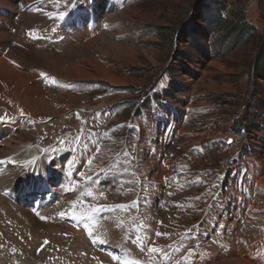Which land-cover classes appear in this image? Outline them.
Returning a JSON list of instances; mask_svg holds the SVG:
<instances>
[{"label": "rangeland", "instance_id": "rangeland-1", "mask_svg": "<svg viewBox=\"0 0 264 264\" xmlns=\"http://www.w3.org/2000/svg\"><path fill=\"white\" fill-rule=\"evenodd\" d=\"M89 6L100 12L89 10L99 25L93 37L103 29L108 35L103 42L92 40L86 51L96 63L82 65L86 60L73 51L89 39L84 33L54 53L63 71L80 63L90 77L73 71L72 80L49 67L43 73L50 84L28 83L40 92L34 98L10 85L2 88L8 83L0 79V97L7 103L0 102V118L23 122L35 144H50L45 152L51 157L56 147L73 143L76 151L77 144L83 146L80 156L91 157L94 165L114 169L121 161L135 180V213L121 222L113 215L101 221L111 235L119 223L148 224L144 241L148 249L161 250L150 254L157 264H184L196 248L207 256L203 241L209 233L214 238L208 249L219 257L216 242L234 244L244 220L242 233L253 224L264 237V0H0V16L30 32L53 33L54 28L32 26L31 17L42 10L41 17L57 18ZM34 64L24 66L39 70ZM116 184L113 179L103 185L117 190ZM122 197L131 202L124 190ZM165 220L171 233L159 240L154 231L164 232ZM14 229L19 241L0 230V264L42 263L45 254L38 252L35 236ZM116 236L124 242L123 232ZM73 249L54 252L51 264H104L99 253L79 259ZM144 258L139 260L149 264Z\"/></svg>", "mask_w": 264, "mask_h": 264}, {"label": "bare ground", "instance_id": "bare-ground-1", "mask_svg": "<svg viewBox=\"0 0 264 264\" xmlns=\"http://www.w3.org/2000/svg\"><path fill=\"white\" fill-rule=\"evenodd\" d=\"M100 2L102 0H99ZM55 2V1H53ZM58 2V1H56ZM107 3V1L105 2ZM43 4V3H42ZM106 7V6H104ZM83 11V10H82ZM96 13L99 12V10H94ZM41 12L40 11V16L36 17H31L27 16L28 18L31 17L30 23L32 26H43V28H54L58 32L62 29L63 24L65 26H69V28L74 29L73 32L70 34H76V25L74 24V21H79L80 18L76 13H73L70 15L65 23L59 19V17H41ZM103 13H105L103 11ZM29 14V13H28ZM100 14V12H99ZM3 16H0V79L2 80L3 78L6 80L7 85L2 86V88L8 87L9 85L13 87L16 91H22V93L26 94L27 97L34 98L38 97L40 95V92L35 90L33 86H28V83L30 82L31 84L38 83L39 78H43L45 72L49 67H52L54 71H58L62 73H67L69 74L70 78L73 80L75 77L73 76V71L80 72V75L82 74V77L85 79H88L90 77V74L86 72V70L83 68L82 65H85V63H96L94 58H90L87 56L86 51L88 50L89 45L91 44V41L100 38V40L103 42V38L106 37L107 34H105L104 31L101 30V34L98 36H95L93 38L87 39L85 42H83L82 47L79 48H74L73 51H76L78 55H81L84 60L82 62V65L78 63L77 65H68L66 68L64 67V71L62 70V60L59 55L54 53L55 48L57 49L60 47H53L54 42L50 41L49 42L46 39H41L38 43L39 46H34V45H22L20 44L22 41L27 40L28 36L24 34L23 30H27L28 26H25L24 28L21 27L20 25H13L12 23L10 24L7 20L2 19ZM26 17V18H27ZM96 17V16H95ZM77 18V19H76ZM87 18V17H86ZM22 19V17H21ZM97 19V18H96ZM24 20L25 16H24ZM42 20L48 21V24L45 23ZM114 20V19H113ZM29 21V20H28ZM27 21V22H28ZM25 22V23H27ZM73 22V24H71ZM86 22L88 20L86 19ZM10 24V25H9ZM47 24V25H46ZM85 24V23H84ZM114 24V23H113ZM8 31H13L16 33V35H10L6 34L5 32ZM109 30V29H108ZM68 33V31H67ZM108 33V32H107ZM111 33V32H110ZM83 32H80L77 34L80 37ZM111 35V34H110ZM108 36V35H107ZM17 38V41H16ZM12 41L8 43H5V41ZM15 40V41H14ZM19 44V45H18ZM66 44L69 43H65ZM24 46V48H23ZM27 48V51L24 49ZM112 50H114V53H117L114 46L111 45ZM73 47L71 48V50ZM2 53V55H1ZM84 53L86 55H84ZM64 57V56H63ZM24 61V62H23ZM38 62L36 67H40L39 70H34L33 68H26L25 62ZM64 61H68V58L65 57ZM23 64L24 71L21 72L19 71L20 65L18 63ZM71 62V61H69ZM68 64V63H67ZM81 65V66H80ZM70 66V67H69ZM80 66V67H79ZM22 68V69H23ZM33 70V71H31ZM42 72V73H41ZM33 74V75H32ZM63 75V74H62ZM63 77V76H61ZM3 81V80H2ZM112 83H117L115 79H111ZM76 83V82H75ZM8 89V88H7ZM5 89V92H8V90ZM5 96V95H4ZM1 98V97H0ZM3 98V97H2ZM0 99L2 105H6L7 103L3 101V99ZM105 103V102H104ZM102 103V104H104ZM102 108V107H101ZM16 114V113H14ZM1 117V116H0ZM4 119V118H3ZM0 129L2 125H4L6 128L5 130L9 129V131H5V134L2 135V143L0 146V166L2 167L5 166V169L7 172L5 174H0V189L7 187L8 189H11L10 183H12L13 178L17 177L19 178V181L26 178H39L41 184L39 187V191L42 193L44 185L46 189L50 192V194L54 195V201L49 204V206L45 209L48 210V212L45 214L40 213V215L47 216L48 221H40V220H34L32 216L30 215L29 212H27L25 209H21L18 206L12 205L8 203L5 199L0 197V230L4 231V233L11 238V240H17L15 239L14 234L12 233V229L15 228L13 231L15 232L18 227L20 228L21 231H25L27 233V230L29 231L31 237L34 235L36 241V246L40 245V241L42 240V243L44 244V241H48V243L52 244V248L55 250L58 249V252L63 251V248L67 247V250H70V247H74L75 250V255L78 256L79 259H82V254H85L86 256L90 252V244L88 241H84L83 238H76L77 241H72V242H67V244L64 246L66 241L69 238V235H76L75 233V227L73 228V225H77V220L75 217L72 216L73 213V196L77 192V187L73 183V177L75 176L76 169H72L71 172L68 174V182L66 183L64 180V176L59 172V167L60 165L57 164H52L48 162V154L45 152V147H49V145H44L41 146L39 144H35V141L32 140L34 133L29 131V128L27 126H23L22 123L16 122V120H12L10 122H7L6 120H0ZM12 129H14L12 135ZM9 135L8 139H6V135ZM39 142V139H37ZM18 146V147H17ZM13 148H18L19 152L13 151ZM61 160H66L65 156H62ZM2 169V168H1ZM105 173H101L99 177L96 180L91 181L90 183H85V186H89L90 191L95 195V191L98 189L99 180H106V177H100V176H105ZM20 177H23L22 179ZM111 178V176L109 177ZM118 179L121 178V176L116 177ZM38 180V181H39ZM18 181V182H19ZM22 188L24 185H28L27 181L22 180L17 184ZM63 186V187H62ZM62 187V191H61ZM93 188V190L91 189ZM18 189V187L16 188ZM26 192L29 191V188L26 187ZM120 190H123V186L119 187ZM118 189V190H119ZM79 190H82V187H80ZM60 191L62 194V198L59 197ZM134 190L131 188V192ZM25 192V193H26ZM111 192L109 188H107L106 193ZM61 196V195H60ZM118 196V195H117ZM116 200L119 199L120 197H115ZM28 200V198H26ZM23 201V200H22ZM24 202V201H23ZM182 208L181 206H179ZM63 213V215H61ZM70 219V220H69ZM54 221V222H53ZM29 225L26 227V225ZM33 224L34 227H30ZM163 224L167 225V229L164 231L167 234H170L171 231L169 230L171 228V224L168 223V221L165 220ZM169 224V225H168ZM248 225V222L246 220L243 221L242 226L240 227L239 233L240 235L238 238L233 237L235 239L234 244L230 245L229 243H218L216 242V245L219 247V250L217 251L220 256L219 257H212V254L209 251V247L213 242L214 236L211 235L210 233L205 235L207 236V241L204 240L203 244L205 245L206 250H208L207 256H205L200 248L195 249L193 252V255L191 256L192 252H188V257L183 259L184 264H202V263H207V264H264V242L258 240L263 239L264 237L261 236V231L259 230L258 225H253L251 224L250 226L253 228L252 229H246L242 233V229L244 226ZM43 226H46L47 228H43ZM62 228L64 231V237H60L63 232H59V228ZM121 228V227H120ZM218 228V227H217ZM44 229V231H43ZM40 230H42V234H39ZM121 230L116 231V234H119ZM248 231H251V235L249 236L247 234ZM257 231L259 233V236H254V232ZM187 235H182V239H186ZM59 241L64 242L61 243L59 246ZM26 242L22 243L25 244ZM97 244V247L101 248V244L99 241L95 242ZM35 246V247H36ZM104 250V249H103ZM199 250L198 256H196V251ZM133 251L135 254L139 257H142L143 253L145 252V249L142 247L141 244L137 245L136 248L134 247ZM115 253H119V250L117 249ZM93 254V253H92ZM235 254V256H234ZM97 254L93 255L94 258H96ZM237 255V256H236ZM91 256V255H90ZM100 256H98L99 259ZM229 258V259H227ZM103 261H106V263H110L109 260L106 258H101ZM201 259L200 261H198ZM87 260V259H86ZM94 260V259H93ZM97 262H100L97 260ZM104 263V262H101ZM100 264V263H99Z\"/></svg>", "mask_w": 264, "mask_h": 264}, {"label": "snow or ice", "instance_id": "snow-or-ice-1", "mask_svg": "<svg viewBox=\"0 0 264 264\" xmlns=\"http://www.w3.org/2000/svg\"><path fill=\"white\" fill-rule=\"evenodd\" d=\"M65 17V13L64 12H60L59 13V19H64ZM29 35H33V33H29ZM2 119V118H0ZM79 139V138H77ZM229 143H231V141H229ZM97 151H99V149L97 148ZM89 164H91V160L88 161ZM91 195V194H89ZM103 195V194H101ZM128 206L127 205H124V204H120V205H113L111 206L108 210H114V209H118V210H124L126 209ZM105 209L103 208H98V207H92V216H94L95 214H97L98 212L100 211H103ZM61 215H63V213H61ZM82 216H85V213H81ZM86 218H92V217H86ZM91 228L92 230H89L88 231V235H89V238L93 240V242H97V235H96V230L93 226L91 225H88L86 226V230ZM157 235H160V233H157ZM103 242V241H101ZM48 241H44V244H47ZM161 250L155 248V247H150L148 249V252L150 254H159ZM112 259L113 261H116L117 264H142V261H140L138 258H121V257H117V256H112Z\"/></svg>", "mask_w": 264, "mask_h": 264}, {"label": "trees", "instance_id": "trees-1", "mask_svg": "<svg viewBox=\"0 0 264 264\" xmlns=\"http://www.w3.org/2000/svg\"><path fill=\"white\" fill-rule=\"evenodd\" d=\"M219 23L222 24V25H225L227 22L225 20H219ZM191 37H194L193 34H189V37L186 36V38H191ZM237 38H240V35L238 34V37ZM241 39H239L240 41ZM234 44L238 43V40H236L235 42H233ZM225 45H227V42L224 43ZM253 103V102H252ZM254 104V103H253ZM256 110L260 109L258 106L257 107H254Z\"/></svg>", "mask_w": 264, "mask_h": 264}]
</instances>
